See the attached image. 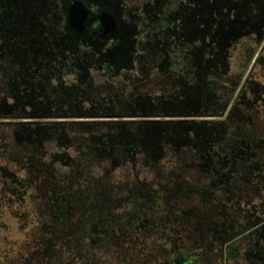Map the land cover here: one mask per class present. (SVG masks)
<instances>
[{
    "label": "trees",
    "instance_id": "trees-1",
    "mask_svg": "<svg viewBox=\"0 0 264 264\" xmlns=\"http://www.w3.org/2000/svg\"><path fill=\"white\" fill-rule=\"evenodd\" d=\"M257 1L178 0L175 26L121 23L106 52L57 63L22 61L26 43L0 27V200L35 213L23 261L220 264L224 244L240 258L234 239L264 229L253 230L264 137L252 138L250 87L219 118L237 85L227 50ZM44 35L25 39L47 48Z\"/></svg>",
    "mask_w": 264,
    "mask_h": 264
},
{
    "label": "flooded vegetation",
    "instance_id": "flooded-vegetation-1",
    "mask_svg": "<svg viewBox=\"0 0 264 264\" xmlns=\"http://www.w3.org/2000/svg\"><path fill=\"white\" fill-rule=\"evenodd\" d=\"M74 1L81 2L92 12V20L87 27L86 33L77 34L75 32L76 35L84 37L85 39L82 38V40L72 41V39H70V37L65 34L63 38L59 37V40H56L55 38L58 37L57 35L61 31L59 29H67L68 24L65 20V13ZM109 1L110 0H0V9L7 6H13L11 12L14 14L15 18L27 19L29 15L28 20H30V23L27 25L29 26L28 29L31 30L30 32L32 33L37 31L42 36L43 33H46L47 31L50 32L49 34H47V36L44 35V38H48L47 48L38 46L37 44L33 43V41H31V44H29L28 40H25V42H22V40H18L15 42L19 50L20 44L26 43L25 45H23L25 47V51L23 52V56L21 57V59L22 61L27 60L28 64L29 59H31V61L33 62L35 61L36 64H39V62L43 63V60H38L41 59V57H46L48 59V62L54 60L55 63L62 62V60H72L76 58L78 52L80 53L82 52V50L91 53H104L108 50V45L111 47V45L113 44V39L116 37L119 27H121V23L123 24V26H126L128 28H136L139 31H144L147 27H151L153 25L154 28L155 26L160 28L169 27L170 25H172V23V26H175L177 24L173 19L174 12L176 11L173 12L172 5L174 3H177L178 0H162L163 4L166 2L164 8H147L148 6L152 5V1L155 4L158 2V0H131L130 4L125 3L124 0H116L117 3H112L110 1L114 5L115 9H113L115 10V13L101 7V5L103 6V2L105 5V3ZM257 2H259V4H257L262 9L257 8L258 6H256L254 8H251V10H248V12L244 14L246 16L244 25H246L247 27L244 28V31H239L237 33V36H235V38L237 39L229 44V48L227 50L228 61L230 65L232 51L235 48L237 42H240L242 38L245 40L246 38H250V40H252L255 44V46H250L246 43V41H243L244 46L248 47V49L243 54L244 58H242L243 61L239 73H233L231 71V66H229L230 75L236 77L237 79V85L235 87L233 95H235L236 92L237 93L235 98L230 99L226 108L224 109L222 117H220L219 119L226 118L227 114L233 106V103L238 99V97H240L239 95H241L242 97V95L247 92L246 88L248 86L250 87V92L248 94L250 96L248 99V108H250L252 117L254 119L253 132L255 133V135L252 138L262 139L264 137V129L258 128V126H260L261 124L257 123L256 118L257 115L261 113L262 109H264V95H258L259 90L264 93V71L262 73L263 82L255 78L253 72L251 71V69L255 65H259L260 67L262 66V68H264V32H256V28L259 23H263L264 25V6L262 7V3H264V0H258ZM102 12H107L116 20V33L108 35L104 38H101L98 35L92 37L90 31L96 25L93 16ZM228 13L230 14L231 12ZM166 15H168V18L165 17ZM248 31H250L249 34ZM51 38H53V40ZM94 41L101 46L104 44L103 42H105L106 46L102 47L99 51L97 47H95L96 43ZM175 42L176 41L173 40V45L172 43H170L166 47L172 45L176 48ZM220 52H222V50ZM18 58L19 57H17L16 60H18ZM248 68L250 69L249 73L247 74ZM2 91L3 83L0 81V94L2 93ZM201 119L210 120L215 118L206 117ZM255 205L259 206L257 200L255 201ZM258 209L259 210L256 213L261 219V224L254 227L253 230L260 226L262 228L264 227V207H260ZM249 211H252V209H249ZM247 233L244 235H238L232 243L234 246L239 248L240 258L238 260L234 261L225 258V254L227 251L225 248L226 244L222 245L219 248L222 256V262L220 264H242V261H244V264H264V229L262 233H260V235H247ZM244 239H250L251 241L245 246H243L242 244H238L239 242L242 243ZM246 253L249 254L250 261L246 259Z\"/></svg>",
    "mask_w": 264,
    "mask_h": 264
},
{
    "label": "rangeland",
    "instance_id": "rangeland-1",
    "mask_svg": "<svg viewBox=\"0 0 264 264\" xmlns=\"http://www.w3.org/2000/svg\"><path fill=\"white\" fill-rule=\"evenodd\" d=\"M125 3L130 4L131 0H124ZM62 22V21H61ZM243 41L250 46H255L250 38L241 39L240 42H237L235 48L232 51V57L230 59V66L231 71L233 73H239L242 61L244 58L243 54L248 49V47L244 46ZM259 49V48H258ZM259 52V51H258ZM249 69L247 70V74L249 73ZM251 71L254 74V77L262 81V73L264 68L259 65H255ZM251 73V72H250ZM157 78V74H155ZM156 81V79H155ZM152 87L154 84H151ZM154 89V88H153ZM155 92V91H154ZM153 92V93H154ZM237 93V92H236ZM235 95L232 98L236 97ZM29 108V107H28ZM117 119V118H113ZM169 119V118H167ZM172 119H179V118H172ZM171 119V120H172ZM182 119H201V118H182ZM8 122L9 120H1ZM11 121V120H10ZM28 121V120H25ZM256 121L258 124V128H264V109H262L261 113L257 115ZM0 131L5 134L7 132V128L4 126H0ZM25 205H20L16 203H10L8 205L7 201L0 200V255L4 259L0 258L1 264H33V263H26L23 259L29 258L28 253L33 251L32 243L34 239V235H31L33 228L35 227L34 221L32 218L35 217V213L31 211V204L29 201L25 202ZM250 239H244V241L239 242L238 244H242L245 246L249 243ZM5 252H8L4 254ZM24 256V257H23ZM244 264V261L241 262Z\"/></svg>",
    "mask_w": 264,
    "mask_h": 264
},
{
    "label": "water",
    "instance_id": "water-1",
    "mask_svg": "<svg viewBox=\"0 0 264 264\" xmlns=\"http://www.w3.org/2000/svg\"><path fill=\"white\" fill-rule=\"evenodd\" d=\"M95 27L90 31L92 37L98 35L104 38L116 33L117 22L107 12L93 16ZM92 20V12L84 4L74 1L67 10V24L77 34L86 33L87 27ZM92 24V23H91Z\"/></svg>",
    "mask_w": 264,
    "mask_h": 264
},
{
    "label": "crops",
    "instance_id": "crops-1",
    "mask_svg": "<svg viewBox=\"0 0 264 264\" xmlns=\"http://www.w3.org/2000/svg\"><path fill=\"white\" fill-rule=\"evenodd\" d=\"M13 8V6H7L4 7L2 9H0V27L1 29H7V32H10L13 30L14 31V35L17 39H21L22 40H26V37H29V32L31 30H29V26L27 24L30 23V20L27 19H20V18H15L14 14L11 12V9ZM20 11V10H19ZM63 14V13H62ZM65 20L67 21V12L65 13ZM32 21V19H31ZM23 28V29H22ZM62 31L61 35H58L57 40H59L60 38H63L64 35H68L69 33L71 35H68L70 37V39L72 40H82L85 39L84 37H80L78 35H76V33L71 30L69 28V26L67 25V29L63 30V29H59ZM50 32H46V34H49ZM53 40V38H51ZM95 42V41H94Z\"/></svg>",
    "mask_w": 264,
    "mask_h": 264
}]
</instances>
